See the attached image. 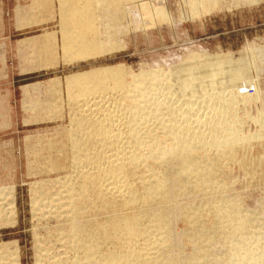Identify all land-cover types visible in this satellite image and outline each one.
<instances>
[{"label": "bare ground", "instance_id": "6f19581e", "mask_svg": "<svg viewBox=\"0 0 264 264\" xmlns=\"http://www.w3.org/2000/svg\"><path fill=\"white\" fill-rule=\"evenodd\" d=\"M263 1L187 3L193 18ZM58 2L62 52L65 56L72 54L75 61L111 54L117 45L123 47V41L118 44L114 38L106 42L112 35L158 23L172 25L174 21L164 6L149 0ZM125 20L127 26L123 25ZM38 50L31 54L36 55ZM209 57L190 54L168 73L164 70L166 79L172 76L176 82L167 94L164 92L163 100L156 94L161 83L168 86L162 68L134 75L130 82L122 79L118 66L98 67L68 77L66 89L73 118L66 142L71 143L73 169L61 183L62 193L56 191L59 197L50 214L65 232L64 244L76 255L72 262V257L59 258L58 264H264L259 239L262 234H256L253 244L254 237H248L252 221L243 215L237 200L223 196L229 187L223 185L216 192L220 186L216 185L217 175L222 174L217 173L223 170L221 162L234 159L237 148L253 139L262 140L264 130L251 136L240 133L241 118L234 109L239 102L231 90L228 98L224 97L225 86L219 83L223 70L220 60ZM247 60L237 58L238 65L248 67ZM258 87L256 83L255 90L242 101L248 104L251 98L259 100ZM195 105L203 111L202 116ZM259 117L256 119L260 123L264 116ZM247 160L239 165L245 167ZM247 162L264 169V157ZM179 219L187 222L186 229L175 228ZM184 239L194 247L191 256L184 254ZM108 243L114 250L104 249ZM13 256L14 264H18L19 253Z\"/></svg>", "mask_w": 264, "mask_h": 264}, {"label": "rangeland", "instance_id": "374dc122", "mask_svg": "<svg viewBox=\"0 0 264 264\" xmlns=\"http://www.w3.org/2000/svg\"><path fill=\"white\" fill-rule=\"evenodd\" d=\"M58 1L0 0V264H14L13 253H19L18 264H58L57 259L62 257H72V262L76 255L64 244L65 232L50 214L55 209L58 193L64 190L61 183L73 169L71 143L66 142L70 140L73 118L66 89V80L71 75L98 67H120L122 79L130 82L132 76L144 71L162 68L168 73L190 54L217 57L223 69L219 83L225 86L224 97L228 98L231 90L239 102L234 109L235 115L241 118L240 133L251 136L264 130V118L258 122L259 115L264 116V1L191 18L188 0H149L165 7L174 18L172 25L158 23L123 36L112 35L106 42L114 38L115 43L123 41V47L117 45L111 54L76 61L71 60L72 54L70 57L62 52V13ZM123 25H128L127 20ZM36 49L39 52L31 54ZM239 57L248 59V67L238 65ZM165 73L164 81L168 79ZM169 79L168 88L165 82L157 87L156 94L161 100L176 82L172 76ZM256 83L261 92L260 101L251 98L248 104L243 102L249 95L245 89L255 88ZM194 107L201 115L203 111ZM260 141L253 139L237 148L234 159L222 161L220 169L223 170L217 173L222 174L217 175L216 183L220 185L216 192L223 185L229 187L223 196H228L230 201L237 200L243 215L253 222L248 224L251 235H247L251 239L259 233L264 236V169L250 163L249 167L247 162L264 157V136ZM242 160H247L243 168L239 165ZM205 213L207 217L208 212ZM176 223V229L188 227L183 219ZM262 236L259 239L264 253ZM256 240L251 241L255 244ZM184 242L187 246L184 254L191 256L194 247L187 245L188 240ZM112 246L108 243L104 249L111 251ZM50 257L54 260L49 261Z\"/></svg>", "mask_w": 264, "mask_h": 264}, {"label": "built area", "instance_id": "2783aa9c", "mask_svg": "<svg viewBox=\"0 0 264 264\" xmlns=\"http://www.w3.org/2000/svg\"><path fill=\"white\" fill-rule=\"evenodd\" d=\"M253 91H254V87H252V86L247 89V92H253Z\"/></svg>", "mask_w": 264, "mask_h": 264}]
</instances>
